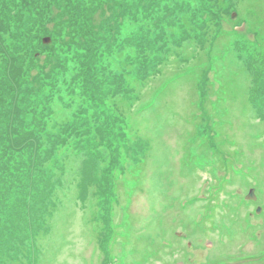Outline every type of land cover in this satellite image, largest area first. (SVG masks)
Here are the masks:
<instances>
[{"label": "rangeland", "instance_id": "374dc122", "mask_svg": "<svg viewBox=\"0 0 264 264\" xmlns=\"http://www.w3.org/2000/svg\"><path fill=\"white\" fill-rule=\"evenodd\" d=\"M8 1L53 8L0 99V264L264 260V0Z\"/></svg>", "mask_w": 264, "mask_h": 264}, {"label": "trees", "instance_id": "16d2710c", "mask_svg": "<svg viewBox=\"0 0 264 264\" xmlns=\"http://www.w3.org/2000/svg\"><path fill=\"white\" fill-rule=\"evenodd\" d=\"M94 0H84L85 4L86 3H94ZM52 2H56L57 6L58 4H62V1H52ZM76 2H80V1H76ZM13 1H8V6L10 7V9H8V6H3V11H0V99L1 96L5 95L6 92L4 90L3 87L7 88L10 92L17 90L18 88V84L20 83L21 88H19L20 90H26V84L24 82V80H22V75L25 69V65L27 64L28 69L32 64V60L33 58L39 63L40 62V57L38 58L37 56L35 57V55H33L34 49L36 48L35 45L38 44L39 46H41L40 43H42V40L39 39V36L42 33L48 32L50 33L43 25V21L45 23L47 22V14L52 12V8L53 6H50V8L48 9L47 6L42 7L40 10L39 9H34L30 3L28 1H21V3L19 5H17V12L19 11V9L22 7L23 9L26 10V15H23L20 23L16 24L13 22L14 18H13V12L10 11L11 8L13 6H10V4H12ZM70 4H73V2L71 1ZM81 3L78 4V6ZM77 5V4H74ZM88 7V6H87ZM48 9V10H47ZM54 11V9H53ZM88 13H93L92 11H87ZM30 13V14H29ZM5 20H7L6 22H4ZM91 25L90 20L88 19V21ZM66 23H71V25H73V23H75V27L79 29V26L81 25L80 21L78 20H69ZM84 26H82L80 28V30H82L83 32ZM117 34L115 35L117 38H119V30H117ZM78 44V43H77ZM41 49H44V52H47V57H51L52 53L49 54V52L51 51L52 47L51 46H42ZM53 52V49H52ZM259 54V53H257ZM38 55V54H37ZM32 56V57H31ZM27 57H31V59L29 60L28 64L24 58ZM47 57L44 58V62L42 64L39 65H35L39 68H41V73L39 75H43V72L45 74H47L49 72V65L46 64V60ZM49 57V58H50ZM166 60V58H165ZM26 63V64H25ZM44 70V71H43ZM251 70L257 72L256 70H258L260 72V69H257L256 66L251 67ZM34 76V75H33ZM53 77V76H52ZM259 75H255V79H259ZM4 78H8L6 81H4ZM33 78V77H32ZM21 79V80H20ZM54 80V86H57V78L53 77ZM4 83H6V86L4 85ZM30 83H33V81L31 80ZM35 85L39 87V83L36 81ZM207 83L204 85V87H202L203 93H204V89L206 88ZM23 88V89H22ZM19 91V90H17ZM16 91V92H17ZM21 92L16 93V95L14 94L13 97L15 99H17V97H20ZM39 95V93L37 94ZM40 96V95H39ZM41 97V96H40ZM11 98V97H10ZM21 99L23 97H20ZM11 102L13 101V98H11ZM45 99V98H44ZM6 101V98H5ZM1 105V104H0ZM5 106V104H4ZM37 115V113H36ZM38 120V118H35V120ZM39 184H36V188H38ZM31 214H35V212H30V216ZM37 217V216H35ZM38 218V217H37ZM38 219H35L34 221H37ZM100 229V225H99V221H97V223L94 221L93 222V231ZM30 235H34V233L30 234ZM175 237L178 238V236L175 234ZM0 239H1V235H0ZM12 248V247H11ZM10 248V249H11ZM21 253V252H20ZM23 253V252H22ZM234 260V259H233ZM229 261H225L224 264L229 263ZM237 264H264V260L261 256H255L252 258H245L242 260H237ZM210 264H218L217 262H211Z\"/></svg>", "mask_w": 264, "mask_h": 264}, {"label": "water", "instance_id": "95a60500", "mask_svg": "<svg viewBox=\"0 0 264 264\" xmlns=\"http://www.w3.org/2000/svg\"><path fill=\"white\" fill-rule=\"evenodd\" d=\"M48 42L47 39L43 40V43H46ZM246 200H249V201H254L255 200V194H254V189L253 188H250L246 194V197H245ZM260 212V208L257 207L256 210H255V213L258 214Z\"/></svg>", "mask_w": 264, "mask_h": 264}]
</instances>
